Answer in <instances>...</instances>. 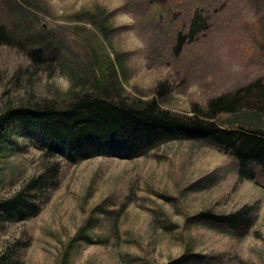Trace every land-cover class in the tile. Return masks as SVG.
<instances>
[{
    "label": "rangeland",
    "instance_id": "1",
    "mask_svg": "<svg viewBox=\"0 0 264 264\" xmlns=\"http://www.w3.org/2000/svg\"><path fill=\"white\" fill-rule=\"evenodd\" d=\"M0 27V112L63 103L107 75L127 98L190 115L192 104L264 79V0H0ZM256 113L216 120L263 130L264 110ZM41 153L12 131L0 144V197L50 163ZM51 160L57 185L39 212L0 223V251L16 246L23 264H264L260 167L254 180L240 178L232 156L193 139L131 158ZM243 206L252 217L243 235L201 215Z\"/></svg>",
    "mask_w": 264,
    "mask_h": 264
},
{
    "label": "trees",
    "instance_id": "2",
    "mask_svg": "<svg viewBox=\"0 0 264 264\" xmlns=\"http://www.w3.org/2000/svg\"><path fill=\"white\" fill-rule=\"evenodd\" d=\"M194 22L198 15H194ZM105 31V26L100 24ZM199 27L192 24L187 37ZM0 27V39L3 36ZM183 35L179 32L178 44ZM36 60L41 54H33ZM88 91L68 93L63 103L43 99L39 102L8 106L0 112V144L19 129L30 137L50 163L32 175L19 189L0 197V223L26 220L37 214L42 200L57 185L59 165L52 161L62 157L77 162L93 156L131 158L146 154L159 144L173 139L202 141L232 156L240 178L254 180L257 168L264 176V129L242 124L225 127L216 118L221 113L261 112L264 110V79H256L232 91L210 98L205 106L191 105L192 114L163 108L155 98H127L101 75ZM160 93V84L157 86ZM243 206L229 213L206 210L201 215L213 224L243 235L252 225ZM89 217L85 221L87 224ZM85 226V225H83ZM78 232L72 240L80 236ZM16 246H3L0 264H23ZM182 256L176 260L181 262ZM64 258L60 261L63 263Z\"/></svg>",
    "mask_w": 264,
    "mask_h": 264
}]
</instances>
